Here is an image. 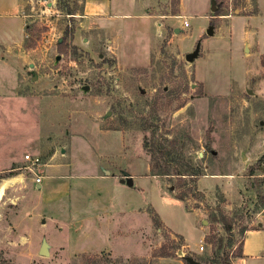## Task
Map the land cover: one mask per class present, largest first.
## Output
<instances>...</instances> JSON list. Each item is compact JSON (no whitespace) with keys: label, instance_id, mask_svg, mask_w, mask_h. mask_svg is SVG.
<instances>
[{"label":"rangeland","instance_id":"374dc122","mask_svg":"<svg viewBox=\"0 0 264 264\" xmlns=\"http://www.w3.org/2000/svg\"><path fill=\"white\" fill-rule=\"evenodd\" d=\"M135 2L120 17L88 0H0V39L17 45L0 47V169L18 163L0 174L18 178L0 197V264H232L255 226L264 54L244 18L211 27L205 0H182L180 12ZM225 3L228 16L253 8ZM154 138L171 154L149 152ZM164 159L168 174L152 176ZM184 165L199 175H172Z\"/></svg>","mask_w":264,"mask_h":264},{"label":"crops","instance_id":"0c3cea01","mask_svg":"<svg viewBox=\"0 0 264 264\" xmlns=\"http://www.w3.org/2000/svg\"><path fill=\"white\" fill-rule=\"evenodd\" d=\"M126 2H128V9H132V7L136 8L135 0H126ZM205 2H208L207 6L208 8L210 7V9L205 10V14L210 19L212 18V15L210 16V14L213 13V11L211 10L213 0H205ZM253 4H255V8L257 10L256 14H247L245 16H242L241 14L235 13L236 11H234L235 14L233 16L224 15L220 16V19L225 18L230 20L233 17L244 18L245 25L243 33L246 37L247 35H251V38L253 39L255 44V49L258 51L257 55H259L260 57V55L264 54V50L262 52L261 47H258L260 46V42H262L259 38V34L261 33L264 35V0H253ZM149 6V2H143L140 4V6L137 7L135 13H137V16L142 18L141 16L143 15V13L149 10ZM87 7H89L90 12L96 13L100 11H111L112 13L119 15L120 17L128 16V14L126 13L127 8H125L126 3L124 6V3L120 2L119 0H88ZM182 9L183 3L182 0H179V12ZM209 28L211 27L209 26ZM22 35L23 34L21 28L20 36ZM13 38L14 37H11L8 39V41H4L6 38L2 36V38L0 39V47L4 45L5 47L11 45L17 46L13 41ZM0 58H2V55H0ZM0 61L2 60L0 59ZM13 74L15 76V71L13 72ZM15 164L18 163L12 160L5 168L0 169V174L11 169ZM262 174L264 176V171L262 172ZM121 180H123L124 182L122 183ZM127 180L132 179L123 177V179H119L118 182L124 184ZM241 243V256L235 258L232 264H264V208L259 212L258 219L257 221H255V226L243 231Z\"/></svg>","mask_w":264,"mask_h":264},{"label":"trees","instance_id":"16d2710c","mask_svg":"<svg viewBox=\"0 0 264 264\" xmlns=\"http://www.w3.org/2000/svg\"><path fill=\"white\" fill-rule=\"evenodd\" d=\"M228 1L229 2L232 1L235 5H237V3H239L240 1H243V0H213L214 5H215V10L213 11L212 18L210 20V26L211 27L216 22V20L219 19L220 16L225 15L223 13L224 12L223 10L225 8H227V4L225 2H228ZM171 2H172L173 5H176V4H178L179 0H171ZM224 5H225V8H224ZM61 9H62L61 7H58V10L61 11ZM235 10L238 11V8H235ZM256 13H257V10L255 8V4H253L252 10L249 11L247 14H256ZM66 14L67 15H73L72 12H69V13H66ZM261 65L264 68V57L261 60ZM166 143H168L167 140H166ZM145 148H147V150L149 152L160 153V156L163 157V158H164L165 154H168V155L171 154L170 151L166 150L167 149V145H165L163 142H159L158 138L151 139L150 142L146 141L145 142ZM171 161H172V159H168V160L164 159L163 160V166H160L157 172L154 171L153 166L150 165L151 175L152 176H157V177L167 175L168 173H166V171L168 169V164ZM263 162H264V154L260 158H258L257 161L254 164L250 165V168H249L250 169L249 170L250 174H252L253 170L258 168ZM184 167H186L187 169L183 170L182 172L178 171L176 173H172V175H176L177 178H181V176H186V177H188L190 179H193L197 175H199L193 169H191L190 166H188V165L185 166L184 165ZM178 199H181V198L178 197ZM241 248H242V243L240 242L239 246H238V249H237V254L235 255V257H240L241 256ZM187 264H190V263H187Z\"/></svg>","mask_w":264,"mask_h":264},{"label":"water","instance_id":"95a60500","mask_svg":"<svg viewBox=\"0 0 264 264\" xmlns=\"http://www.w3.org/2000/svg\"><path fill=\"white\" fill-rule=\"evenodd\" d=\"M211 10H212V11L215 10L214 2H212ZM211 33H212V30H211V28H209L208 31H207V35H211ZM198 53H199V45L197 44V45L195 46L194 51H193L192 53H189V54H186V55H185V60L188 61V62L193 61V60L197 57ZM86 89H87V88L85 87L84 90H86ZM248 93H249V92H248ZM121 182L123 183L124 181L121 180ZM126 183H127L128 185H131V184H132L131 180H127ZM38 254H39L40 256H44V257H46V256L49 255L48 245L46 244L45 241H43V242L41 243V246H40V248H39V252H38ZM190 264H200V263L190 262Z\"/></svg>","mask_w":264,"mask_h":264},{"label":"built area","instance_id":"2783aa9c","mask_svg":"<svg viewBox=\"0 0 264 264\" xmlns=\"http://www.w3.org/2000/svg\"><path fill=\"white\" fill-rule=\"evenodd\" d=\"M182 25H183V27H188V23L185 20L182 22ZM24 160L26 162L30 163L32 166L38 165V163H39L38 158H36V157L35 158H31L29 155H24ZM26 169H28L29 171L34 173L33 172L34 168L27 167ZM33 180H34V185L35 186H39L41 184V182H42V177L41 176H36L35 178H33ZM199 250L202 251L203 248L200 247Z\"/></svg>","mask_w":264,"mask_h":264},{"label":"bare ground","instance_id":"6f19581e","mask_svg":"<svg viewBox=\"0 0 264 264\" xmlns=\"http://www.w3.org/2000/svg\"><path fill=\"white\" fill-rule=\"evenodd\" d=\"M15 181H18V178H12L9 180H3L0 184V197L3 195L4 190L8 187L9 183H14Z\"/></svg>","mask_w":264,"mask_h":264}]
</instances>
